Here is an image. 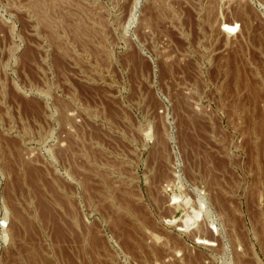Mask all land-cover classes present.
Instances as JSON below:
<instances>
[{"label":"rangeland","instance_id":"rangeland-1","mask_svg":"<svg viewBox=\"0 0 264 264\" xmlns=\"http://www.w3.org/2000/svg\"><path fill=\"white\" fill-rule=\"evenodd\" d=\"M0 264H264V0H0Z\"/></svg>","mask_w":264,"mask_h":264}]
</instances>
